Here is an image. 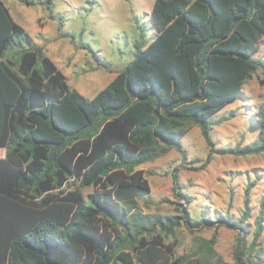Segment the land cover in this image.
I'll return each instance as SVG.
<instances>
[{
  "label": "trees",
  "instance_id": "16d2710c",
  "mask_svg": "<svg viewBox=\"0 0 264 264\" xmlns=\"http://www.w3.org/2000/svg\"><path fill=\"white\" fill-rule=\"evenodd\" d=\"M20 1L45 5L57 18L52 0ZM151 15L152 41H137L133 60L88 98L0 0V264H210L218 236L200 232L212 226L237 231L238 264H264V198L255 216L251 204L257 172L239 215L228 208L196 218L177 175L174 189L185 203L164 199L176 214L144 212L137 201L152 202L140 166L173 148L187 158L182 137L192 124L208 146L192 169L216 155L264 153V101L253 141L217 147L212 136L236 113L213 115L239 98L256 70L264 74V56H256L264 0H155ZM57 29L69 36L62 22ZM98 52L94 60L106 68ZM72 178L94 191L66 189ZM182 224L194 247L174 256L175 242L163 237Z\"/></svg>",
  "mask_w": 264,
  "mask_h": 264
},
{
  "label": "rangeland",
  "instance_id": "374dc122",
  "mask_svg": "<svg viewBox=\"0 0 264 264\" xmlns=\"http://www.w3.org/2000/svg\"><path fill=\"white\" fill-rule=\"evenodd\" d=\"M9 1L24 5L28 10L26 13L41 12L42 9V12L50 15L45 5H26L20 0H6L8 4ZM154 2L155 0H52L57 25L45 18L39 22L44 24V20L52 33L62 22L63 31L69 32V36L65 37L58 32L64 42L60 45L59 37L52 39L51 45L54 47L50 53L67 75L68 83L86 97L92 98L108 80H112L124 69L135 56V43L143 41L148 45L157 34L151 15ZM93 51H99L101 62L106 68L94 60ZM259 55L264 56V35L256 51V56ZM262 77V71L256 70L245 82L242 93L234 104L213 115V119H218L232 111L236 113V116L217 125L212 131L217 147L245 144L257 138L258 129L254 115L259 103L264 101V84L260 81ZM182 142L187 158L184 159L181 152L173 148L167 154L140 166L146 172L152 196V202L147 205L143 198L137 200L144 212L177 213L175 205L164 201L169 198L185 203L184 199L176 195L174 189L177 175L183 192L194 198L190 208L196 218L208 217L214 214V210L226 211L228 208L239 215L247 183L257 172L262 178L257 181L251 194L253 213L254 216L257 215L264 198V153L246 157L216 155L205 169L196 170L190 167L201 165L208 152L200 128L192 124L189 132L182 137ZM0 153L4 156L5 148ZM66 189H79L87 195L94 191V186H83L78 179L72 178ZM232 191L234 194L230 206ZM254 216L250 219L252 223ZM214 233L218 236L216 249L219 256L218 260L210 264H238L234 256L237 231L226 226H212L204 228L200 235L210 238ZM163 238L171 245L175 242L174 256L190 254L194 247V234L184 224L176 230L174 236ZM262 240L264 243V233ZM197 257L198 255L192 256L191 259L195 261Z\"/></svg>",
  "mask_w": 264,
  "mask_h": 264
},
{
  "label": "crops",
  "instance_id": "0c3cea01",
  "mask_svg": "<svg viewBox=\"0 0 264 264\" xmlns=\"http://www.w3.org/2000/svg\"><path fill=\"white\" fill-rule=\"evenodd\" d=\"M5 2H6V0H5ZM9 3L10 4H8V2H6V4L10 8V11H11L15 21L18 22L20 25H22L33 36L34 41L38 45H44L46 53L55 61L53 55L50 54L52 48L54 47L53 45H51V40L59 37L58 36V29H56V31L54 33H52L46 27V23H45L44 20L42 21V23H44V24H40V22H39L40 19H44L45 18V19H49V20L53 21L54 24L57 25V23L55 22V19L51 18L49 14L42 12L43 11L42 9H41V12L31 11L30 14H29V13H26V11H28V10H26L24 8V5H20L19 3H16L14 1H12V3L9 1ZM23 4H25V3H23ZM26 5H28V4H26ZM40 5L42 6V4H40ZM12 7L14 8L15 12H14ZM59 39L61 40L60 45L63 44L64 41L62 40V37H59ZM49 40H50V42H49ZM66 47H68L67 44H66ZM58 67H59V65H58ZM109 81H111V80H108V82ZM233 104L234 103L228 104L225 108H227L229 106H232Z\"/></svg>",
  "mask_w": 264,
  "mask_h": 264
}]
</instances>
